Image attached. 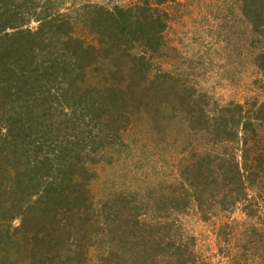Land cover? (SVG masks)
Listing matches in <instances>:
<instances>
[{"label": "trees", "instance_id": "16d2710c", "mask_svg": "<svg viewBox=\"0 0 264 264\" xmlns=\"http://www.w3.org/2000/svg\"><path fill=\"white\" fill-rule=\"evenodd\" d=\"M66 2L0 0V264H197L182 216L264 212V101L220 105L164 67L178 0ZM239 9L264 75V0ZM142 121L202 145L183 149L168 185L120 179L96 194V166L127 151ZM243 249L235 264L257 260L264 239Z\"/></svg>", "mask_w": 264, "mask_h": 264}, {"label": "rangeland", "instance_id": "374dc122", "mask_svg": "<svg viewBox=\"0 0 264 264\" xmlns=\"http://www.w3.org/2000/svg\"><path fill=\"white\" fill-rule=\"evenodd\" d=\"M61 1H67L65 7L86 2L111 7L136 2ZM168 10L171 21L166 38L170 48L163 58L165 68L184 72L220 105L253 102L257 96L264 101V89L258 88L263 85L264 75L252 60L259 49L250 27L241 22L239 0H178ZM36 26L37 23L32 24V27ZM128 134V150L123 151L121 156L115 155L111 164L101 161L96 166L100 180L93 186L96 194H108L112 183L120 179L135 184V187L140 181H146L145 185L157 181L168 185L175 175L173 163L178 162L183 149L191 151L192 147L202 145L195 133L183 129L179 130L175 143L169 142L167 134L165 137L156 134L144 122L134 124ZM178 141L183 145L177 144ZM202 142L206 143L204 140ZM260 201L264 205V199ZM181 223L184 230L196 238L194 251L197 264H235L234 257L244 252L243 244L249 236L264 239V212L251 218L239 205L231 212L213 208L210 221L202 220L198 210L192 209L181 217ZM18 224L19 220H16L15 225ZM228 225H233L234 229L231 230ZM252 228H257L259 234L263 235L251 233ZM258 256L249 264H264V250Z\"/></svg>", "mask_w": 264, "mask_h": 264}]
</instances>
